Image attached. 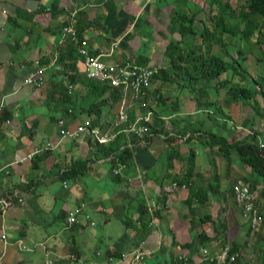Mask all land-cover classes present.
<instances>
[{"label": "crops", "instance_id": "1", "mask_svg": "<svg viewBox=\"0 0 264 264\" xmlns=\"http://www.w3.org/2000/svg\"><path fill=\"white\" fill-rule=\"evenodd\" d=\"M205 2L0 0V195L17 190L24 201L21 205L20 200H14L6 214L0 213L1 264H64L65 259L77 258L73 253L64 255L73 249L80 255L79 262L100 264L94 257L97 252H127L143 240L141 247L147 252L143 264H171V255L174 260L203 264L198 256L204 247L198 246L193 255L183 247L192 242V236L200 240L202 233L213 239L206 247L210 253L224 248L223 241L226 246L235 243L240 245L241 264H264V227L260 234L251 232L255 241L248 238L249 222L233 193L235 183H249L256 180L255 175L237 152H227L204 137L209 132L234 145L258 133L259 142H264V120L251 122L249 107L229 103L224 91L217 94L211 89L205 103L214 107L206 110L197 108L195 95L188 91L164 93L170 99L165 105L155 100L144 109L134 105L128 117L149 118L154 137L148 145L135 149L132 168L119 179L111 174L104 146L92 149L63 137L58 126L59 118H65L72 128L92 119L108 133L122 126L117 125L120 103L109 100L97 110L98 117L90 110L88 88L80 82L75 86L69 83L66 70H54L66 46L62 36L65 26L77 29L91 55L111 54L102 57L108 63L129 61L164 70L169 63L166 51L170 40L179 39L171 25L174 12L189 13L195 6L204 8ZM36 62L45 69L39 89L25 83L36 73ZM76 71L79 79H86L85 66L79 60ZM155 89L158 86H152L151 91ZM75 90L76 98H69ZM64 108L73 111L64 113ZM149 109L150 117L146 114ZM159 120L162 123L158 124ZM36 149L39 151L30 158ZM191 151L195 153L193 167L188 163ZM79 162H86V170L78 168ZM100 184H111L112 190L94 197L92 187ZM185 184L188 187L183 189ZM120 185L123 188L116 191ZM253 194L264 217V179L257 180ZM80 204L96 222L95 227L66 223V211ZM151 219L152 228L145 236L141 224ZM99 228L101 233L96 231Z\"/></svg>", "mask_w": 264, "mask_h": 264}, {"label": "trees", "instance_id": "2", "mask_svg": "<svg viewBox=\"0 0 264 264\" xmlns=\"http://www.w3.org/2000/svg\"><path fill=\"white\" fill-rule=\"evenodd\" d=\"M224 1L227 2L224 3ZM238 1L240 2L241 0ZM237 7V9H234L228 0H206L204 8L195 7V10H190L189 13H185L181 10L175 11L171 25L173 26L172 30H175L179 39L172 38V40H170V44L166 51L169 63L152 81V86H158V89L150 91L147 98L137 103V105H140L142 109H144V106L153 103L154 100L155 103L165 105L170 99L164 97V95L170 94L172 87L176 86V88L182 92L188 91L190 94H194L195 97L193 100L196 103L197 108L206 110V108L214 107L213 104L205 103L209 97L208 90L211 89L217 94L224 91L225 99L229 103H243L246 107H249L251 110L249 120L251 122L257 118L264 120V79L261 78L263 84L259 82L260 79H253L254 87L251 89L244 86L250 83L247 77L249 74L243 66V63L246 62V53H244L245 51H239L237 52L238 56L235 58L229 50V45H227L225 38L228 36L240 40L243 44L245 42H249V44L254 42L258 47L264 46V0H247L245 4L238 3ZM207 9L209 11L208 24L211 29H209L208 24H203V28L199 30L197 27V18L198 16L203 15ZM77 35L78 44L69 39L65 40L66 46L60 51V55L54 65V70H66L68 72L66 77L69 79V83H72L75 86L80 82V84H82L81 86L88 88L89 92L87 91L88 96L86 98L90 103V110L97 114V110L100 112L102 107H105L108 104L109 100L114 104L120 103L121 96L117 90L109 88L105 83L88 80L86 77V79L83 78V80H81L77 77V62L78 60L82 64L84 62L83 58L78 53L79 47L84 46L83 39L78 31ZM261 58L262 59L256 61L257 65L262 66L259 64L260 62L264 64V56ZM48 62L49 61L42 63V65H47ZM66 77L63 76V82ZM236 78L239 79V83L234 82ZM65 93L68 96V90H66ZM77 93L78 91L75 90L72 97L69 98H76ZM260 95L263 98V106H261L257 99ZM106 96L109 97L105 98ZM71 99L68 100V102H71ZM73 103L75 104V102ZM72 111V109L68 110L65 108L62 110V112H68V114ZM215 111L221 112L220 110ZM149 112H152V110L149 109ZM130 117H128L129 122L134 121L133 115ZM0 118H3L2 114L0 115ZM160 123H162L161 120L158 121V124ZM147 125L151 127L150 124ZM122 129L123 126H119L116 133L121 132ZM151 132H153V130ZM205 133V140L209 137V140H211L212 143L220 144L221 147H224L227 150V152H237L242 161L251 168L256 179L249 181L253 193L257 180L264 179V149H261L260 147L258 139L259 134L255 133L243 142L229 145L226 138L209 132ZM130 139L133 143L137 142L135 138ZM146 139L150 142L152 137H147ZM191 139L192 136H190L187 141H190ZM199 139H202L200 135ZM125 142V134L119 133L110 144L102 148V152L104 157L116 154L120 160L128 163V169H130L132 168L131 164L133 162L134 152L129 149L119 151L120 147L124 145ZM209 144L212 145L211 142H209ZM87 145L92 149L102 147L90 140ZM188 163L190 167H193L195 164V153L193 151L190 153ZM78 168L86 170V162H79ZM72 169L69 170V174L72 173ZM63 176L66 179L68 173H63ZM120 177L121 176H114L115 179H119ZM195 194H192L190 199L193 200ZM191 205L192 202L190 200L188 206L191 208ZM146 211L147 210L144 212ZM154 212L157 213L156 211ZM211 219L212 218L209 217V220ZM152 222L151 219L146 223L143 222L141 224V228L143 229L142 233L145 236L149 233L148 228H152ZM205 222V219H202V223ZM249 226L250 229L247 232L248 237L250 236L252 229L250 222ZM199 239L200 240H197L192 237V242L183 247L188 248L193 255L199 249L198 246L206 248L213 241V239L206 233L200 234ZM144 242L145 241L143 240L142 242L139 241V244L135 243L130 252L141 249ZM223 245L226 246L225 241H223ZM230 249L232 254H238L240 245L234 243L230 246ZM123 253L126 252L121 253L107 250L103 253L97 252L94 257L98 258L99 262L97 263L108 264L109 258H114L115 263L116 260L122 258ZM79 259L80 255L75 260H69L70 263H66V260H64V264H88L87 262H79ZM145 260L146 257L140 264H143ZM124 263L131 264L130 261H125L122 264ZM111 264H113V262ZM176 264H184V261L178 260ZM235 264H241L240 257L237 258Z\"/></svg>", "mask_w": 264, "mask_h": 264}, {"label": "built area", "instance_id": "3", "mask_svg": "<svg viewBox=\"0 0 264 264\" xmlns=\"http://www.w3.org/2000/svg\"><path fill=\"white\" fill-rule=\"evenodd\" d=\"M63 40L69 39L72 42L78 44V35L74 26H65L62 29ZM115 48L118 44H115ZM115 48L111 50L114 52ZM79 55L83 58V64L85 66V77L88 80L99 81L108 85L109 88L117 90L120 93V109L118 113V124L122 125L123 129L121 132L108 133L103 132L99 126L94 125L92 119H85L83 122L78 123L74 128L66 123L65 118H59L58 126L60 127V133L63 137L72 138L74 141L80 144H88L90 140L97 145L106 146L110 144L119 133H124L126 136V142L122 145L119 151L132 150L138 146L148 145L147 137H154L151 132L149 125V118H137L132 122H129V110L137 103L141 102L149 95L152 89V81L161 71L160 68H148L141 67L132 62H117L108 63L103 60V56L91 55L84 46H80L78 50ZM38 68L36 73L29 76L25 83L28 86H32L39 89L44 84V68L39 62H36ZM73 87L69 86V90ZM151 114H148L150 117ZM130 138H135L136 143H133ZM261 149H264V142H260ZM36 149L33 153L29 154L32 158L33 155L38 152ZM264 157V154H263ZM107 159L111 162V174L114 176H123L128 170V163L123 162L118 158L116 154H111ZM175 187L177 184L174 185ZM188 186L182 185L185 189ZM233 192L236 203L241 209L243 217L251 223L253 230L257 229L263 222V217L259 212V207L256 205L254 194L252 193L251 186L249 183L244 181H238L233 185ZM14 200H20L21 205L24 204L21 193L17 190L12 193L0 195V213L6 214L9 208L12 206ZM82 204L69 209L66 211V223L70 226H83L90 224L91 227H95L96 223L92 221L91 216L84 210ZM6 235H2V239L6 240ZM147 252L141 249L133 252L123 253L122 258L116 260L109 258L108 264H122L125 261H130L131 264H140L145 257ZM238 254H232L230 246H225L220 251L210 253L207 248L201 250L198 256L199 263L203 264H235L238 258ZM111 260V261H110ZM1 264V260H0Z\"/></svg>", "mask_w": 264, "mask_h": 264}, {"label": "rangeland", "instance_id": "4", "mask_svg": "<svg viewBox=\"0 0 264 264\" xmlns=\"http://www.w3.org/2000/svg\"><path fill=\"white\" fill-rule=\"evenodd\" d=\"M228 1L232 5V7L234 9L238 8L237 7L238 3L245 4L247 2V0H241L240 2L238 0H228ZM226 2L224 1V3H226ZM195 7H198V6H195ZM208 16H209L208 9L205 11V13L203 15L198 16V18H197V25L198 26L197 27H198L199 30L203 28V24L204 25L208 24ZM209 29H211L210 25H209ZM173 38L175 39V37H173ZM225 38H226L227 45H229V50L231 51V53H232V55L234 57L238 56L237 52H239V51H245L244 53H246V57H245L246 58V62L243 63V66L247 70L246 72H248V74H249V76H247V77H248V80H249L250 83H248L247 85H244V86L247 87L248 89H251L252 87H254V83L252 81L253 79H256V80L260 79L259 82L261 84H263V81L261 80V78L264 79V64H262L260 62L259 64H261L262 66L257 65L256 61L258 59H262L261 57L264 56V46L258 47L254 42H252V44H249V42H245L243 44V42H240V40L235 39V38H230L228 36H226ZM262 52H263V55H262ZM175 89L176 90H172L171 91V94H183L182 91H178L177 88H175ZM257 99L259 101L263 102V98H262L261 95L258 96ZM146 114H150L149 111H147ZM261 120L262 119H259L260 122H261ZM262 123H263V121H262ZM108 169H109V165H106V170H108ZM111 184L113 185L112 182H111ZM111 184H109V185L108 184H100V185H97L96 187H92V191H93L94 197H97V195L102 194L103 191L112 190V185ZM122 188H123V186H121V185L117 186L116 191H118V190H120ZM256 205H258V204L256 203ZM128 216H130V214H128ZM261 216H262V214H261ZM263 227H264V217H263V222L259 226L260 231L258 232V231H256L257 229L256 230L251 229V232H254L255 234H260V232H261ZM96 231L101 233L100 228L96 229ZM192 237H194V236H192ZM248 238H250V240L255 241V239H254L255 237L249 236ZM69 253H73V255L75 257H78V252L75 251V249H73L72 252L64 253V255L67 256V255H69ZM180 255H181V253H179L178 256H180ZM158 257L160 258L161 261L164 260V257H161V256H158ZM170 257H171V260H172L171 264H176L177 261L180 260V259L174 260L175 256H173V255H171ZM65 260H66V263H70L69 259H65ZM70 260H73V259H70ZM181 261H184V264H194V261L190 263V260H186L184 258ZM59 262H61V261H59ZM59 262H56L55 264H59ZM124 264H127V263H124Z\"/></svg>", "mask_w": 264, "mask_h": 264}]
</instances>
